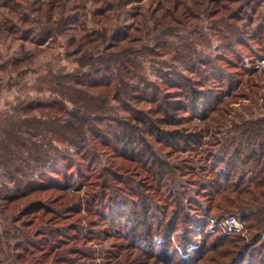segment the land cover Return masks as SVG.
<instances>
[{
    "label": "rangeland",
    "instance_id": "374dc122",
    "mask_svg": "<svg viewBox=\"0 0 264 264\" xmlns=\"http://www.w3.org/2000/svg\"><path fill=\"white\" fill-rule=\"evenodd\" d=\"M34 3L0 0V119L16 105L53 98L24 99L21 86L34 77L18 80L8 62L24 61L30 70L75 67L64 58V39L38 38L35 25L16 19L32 17ZM83 7L106 9L97 0ZM111 23L132 40L126 47L143 67L138 73L143 83H136L139 91L127 93L122 103L109 99L102 121L92 119L99 133L97 141L90 140L93 152L82 160L68 153V167L50 174L60 180L66 172L69 190L18 199L19 191L0 171V264H226L230 257L218 256L226 247L212 253L209 245L230 230L238 240L249 237L238 219L242 212L219 202L212 183L224 174L234 149L248 152L242 144L245 123L264 116V0H132L121 5ZM235 29L239 39L232 40L229 30ZM245 81L249 93L243 90ZM191 89L222 103L207 113L205 104L190 99ZM87 92L89 105L101 104L102 95ZM130 132L134 145L120 146L115 137ZM239 163L240 158L230 159L246 184L251 161ZM158 164L169 173L158 172ZM154 173L159 175L153 179ZM217 203L220 211L212 209ZM230 217L237 227L225 224ZM169 223L176 230L164 240ZM200 227L208 230L202 233L204 247L187 231L196 234ZM166 244L174 256L162 250ZM161 251L167 256H159Z\"/></svg>",
    "mask_w": 264,
    "mask_h": 264
},
{
    "label": "trees",
    "instance_id": "16d2710c",
    "mask_svg": "<svg viewBox=\"0 0 264 264\" xmlns=\"http://www.w3.org/2000/svg\"><path fill=\"white\" fill-rule=\"evenodd\" d=\"M70 1L34 0L36 9L31 11L32 17L25 20L16 18L20 24L35 25L37 30L35 36L38 38L45 37L52 41L64 39V58L75 66L69 71L55 64L42 65L30 70L24 66L26 62L21 60L7 64L9 73L16 71L18 80L24 79L27 74L34 77L30 84L24 81L21 86L26 90L24 99L32 96L33 100H38L46 94L53 97L37 104L16 105L0 119V171L9 177L10 183L19 191L18 199L33 197L41 191L55 188L62 192L69 190L68 185L71 184L67 182L71 180L66 172L61 173L60 180L52 179L49 177L50 174L68 167L71 163L68 153L79 154L82 160L83 156L86 158V154L93 152L95 142L92 143L90 140L97 141L99 133L92 129V119L101 120V115L109 111L106 108L109 99L117 103H120L122 98L127 100V93L132 90L139 91L136 83H143L140 75L138 76L143 67L140 66L138 59L134 58L136 54H133V49L126 47L132 43V40L126 37L118 26L111 23L121 5L129 4L132 0H110V5L97 0L106 9L100 8L94 12L86 11L83 7L84 3L91 0H75L69 4ZM81 1L84 3L82 4ZM10 13H14V17H17L13 9ZM87 25L92 30L86 29ZM229 36L232 40L239 39L236 29L229 30ZM133 78L136 82L126 83ZM242 87L249 93L247 81ZM87 90L102 95L101 104L89 105L88 95L92 94L86 93ZM199 93L191 89L189 91L191 98H189L195 103L205 104L207 113L215 109V104L222 103L218 97L213 98L208 95L202 97ZM65 105L71 109H66ZM141 121L144 125L147 124L145 120ZM244 127L247 136L242 144L247 147L248 152L243 155L239 149H234L227 157L222 170L224 174H218L212 184L215 189L213 196H218L219 202L227 208L242 212L238 219L245 225L244 229L249 239L245 242L244 238L238 240L236 237H231L235 233L234 230H230L231 232L219 236L216 243L210 244L208 252L214 253L217 249L226 247L227 250L218 254L219 257H230L226 264H264V116L254 122L247 121ZM131 135L130 132L127 136H116L115 140L120 146L127 143L131 146L134 145L131 143L135 142ZM173 137V140L179 141L178 137ZM59 143H62L60 148ZM236 158H240V166L251 161L249 168L246 169L250 174L246 184L243 181L245 176L238 174L236 164H230V159L236 161ZM161 169L165 175L169 173V168L158 164V172ZM40 170L47 171L49 175L40 173ZM156 173L152 175L153 179L159 175ZM234 175L240 176L235 179ZM251 205H257L259 208L252 209ZM213 208L220 211L219 203L212 206ZM250 209L253 211L250 212ZM176 220L177 217H174L173 223ZM203 228L200 227L196 234L193 230H187L190 231L191 236L199 237V243L202 242L201 245L199 244L201 247L205 245L203 235H208V230ZM173 230H176V225L167 224L161 238L167 239ZM189 241L191 240H188L184 246L187 249L190 247ZM239 243H241L240 248H238ZM162 250H167L172 256L176 253L172 246L167 244ZM161 253L158 255L167 256L166 251ZM66 264L71 263L66 261Z\"/></svg>",
    "mask_w": 264,
    "mask_h": 264
},
{
    "label": "built area",
    "instance_id": "2783aa9c",
    "mask_svg": "<svg viewBox=\"0 0 264 264\" xmlns=\"http://www.w3.org/2000/svg\"><path fill=\"white\" fill-rule=\"evenodd\" d=\"M225 224L226 225H230L231 227H237V224L235 222V218L234 217H230L228 219L225 220Z\"/></svg>",
    "mask_w": 264,
    "mask_h": 264
}]
</instances>
